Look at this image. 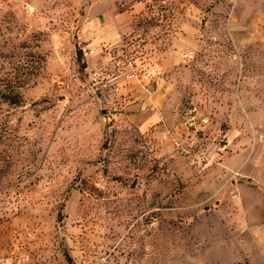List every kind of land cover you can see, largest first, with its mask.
I'll list each match as a JSON object with an SVG mask.
<instances>
[{
    "label": "rangeland",
    "instance_id": "rangeland-1",
    "mask_svg": "<svg viewBox=\"0 0 264 264\" xmlns=\"http://www.w3.org/2000/svg\"><path fill=\"white\" fill-rule=\"evenodd\" d=\"M261 19L264 0H0V264H264Z\"/></svg>",
    "mask_w": 264,
    "mask_h": 264
},
{
    "label": "crops",
    "instance_id": "crops-1",
    "mask_svg": "<svg viewBox=\"0 0 264 264\" xmlns=\"http://www.w3.org/2000/svg\"><path fill=\"white\" fill-rule=\"evenodd\" d=\"M250 27L252 28L253 26L256 27V31H255V35L252 36L250 35L248 37V41L247 43L249 44H255V50L258 53V59H257V75L259 77H261V79L257 80V84L263 83V89L261 92V95H259L256 99H250L248 100V103L244 106L246 107H252V108H259V109H263L261 110V114L263 115V119H264V19L255 21L254 23H250ZM254 24V25H253ZM240 40V38H239ZM176 58V55H175ZM177 60V58H176ZM264 142V140H263ZM241 162V166L245 169L244 164H247V160H248V164H256V165H261V161L259 160V156L258 157H254L253 155L247 159L244 160V156L240 155V157L238 158ZM263 163H264V156H263Z\"/></svg>",
    "mask_w": 264,
    "mask_h": 264
},
{
    "label": "built area",
    "instance_id": "built-area-1",
    "mask_svg": "<svg viewBox=\"0 0 264 264\" xmlns=\"http://www.w3.org/2000/svg\"><path fill=\"white\" fill-rule=\"evenodd\" d=\"M115 64L122 65V69H123L124 75L126 77L131 78V77H134L136 75V72L133 69L131 57L128 53H125L121 60H116ZM95 73L96 72H93L92 74H95Z\"/></svg>",
    "mask_w": 264,
    "mask_h": 264
},
{
    "label": "trees",
    "instance_id": "trees-1",
    "mask_svg": "<svg viewBox=\"0 0 264 264\" xmlns=\"http://www.w3.org/2000/svg\"><path fill=\"white\" fill-rule=\"evenodd\" d=\"M75 59L78 65V68H82L83 66H85V61L82 57V49L76 45L75 47Z\"/></svg>",
    "mask_w": 264,
    "mask_h": 264
}]
</instances>
